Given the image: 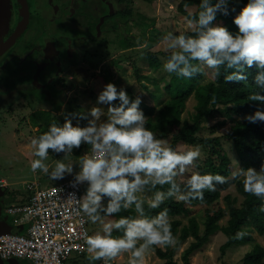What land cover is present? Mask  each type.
I'll return each instance as SVG.
<instances>
[{
	"label": "clouds",
	"instance_id": "9594fccd",
	"mask_svg": "<svg viewBox=\"0 0 264 264\" xmlns=\"http://www.w3.org/2000/svg\"><path fill=\"white\" fill-rule=\"evenodd\" d=\"M230 0H200L199 11L189 13L187 24L192 35L167 33L163 37L168 53L162 68L177 77L192 78L197 73L207 74L217 80L220 67L233 69L226 73V81L245 80L243 66H255V81L264 88V0H247L235 14L233 22L238 31L230 33L224 26L213 24L217 13L229 14ZM232 11H235L233 8ZM250 100L264 103V95L251 93ZM119 101L113 106V101ZM215 98H213V102ZM97 105L87 115L85 126H74L69 119L63 124L54 121L42 134L30 141L32 155L30 168L40 170L52 180L72 175L71 186L86 184L84 193L69 198L92 224L100 228L93 234H84V250L89 254V264L103 260L110 264L121 253H130L129 264H142L153 246H174L176 239L171 230L168 209L156 215L145 214L148 209H158L168 198L185 203L203 199L205 190H216L230 178L242 184L245 193L264 200V163L231 172L230 177L220 174L193 172L186 181H178L201 158L199 145L176 150L164 139L158 138L146 127L147 118L140 109L141 97L130 99L124 89L106 83L96 97ZM104 116L106 119L102 120ZM251 123L264 122V110L244 117ZM88 151L77 157L79 171L74 172L73 161L56 160L54 167L45 163L49 149L71 157L72 150L81 144ZM167 185L166 190H161ZM183 185V187H182ZM154 190V191H153ZM152 192L151 196L145 195ZM134 209L137 215L114 217L122 210ZM118 232L120 235H113ZM242 236L243 233H238Z\"/></svg>",
	"mask_w": 264,
	"mask_h": 264
},
{
	"label": "rangeland",
	"instance_id": "374dc122",
	"mask_svg": "<svg viewBox=\"0 0 264 264\" xmlns=\"http://www.w3.org/2000/svg\"><path fill=\"white\" fill-rule=\"evenodd\" d=\"M78 1L79 3L81 2V0ZM108 1H110L113 10H115L117 14L123 10V5L119 3V0ZM181 1L182 0H133L131 15L126 17V22H124V20L120 22L119 28L102 32L97 38L100 40H97L93 45L85 40H78L75 46L72 45L74 60L70 62L64 61L61 71L56 74V78L54 77V79L51 80V83L56 88L62 89L60 98L62 102L61 108L56 112H53L55 110L54 108L50 109L55 113L52 114L53 116L51 118L49 117L51 123H47L45 127L41 125L38 135L45 132L54 121L58 124H63L66 118L71 120L74 126H85L87 120L82 119L81 115H87L91 107L100 106L105 108V110L107 109V105H97L96 97L103 86L109 82L115 84L117 89L128 88L133 95L140 96L149 106H154L155 111L152 117L155 118L158 115L159 109L164 107L170 96L164 89L165 85L169 83L172 74L165 72L162 68L163 62L166 60L163 53H167L164 49L165 41L163 37L169 32L175 34L177 32L190 31L186 15L178 9V5ZM185 10L193 12L195 6H186ZM106 11H108V9ZM151 23H153V25L148 30H144L145 25ZM79 32V35H81L82 30H79ZM127 34L134 35L135 44H138V46H133L128 49L122 48V42L130 40ZM27 40L28 39H25V44L22 45L21 52H26ZM148 50L155 52L160 59L158 68L150 66L145 55V52ZM92 55H94L93 58H91ZM75 62L85 67L90 75L88 77H84L82 74L76 76L72 68ZM136 71L139 75L145 76L144 79H139L136 75ZM211 80L212 78L209 75L204 74L201 83L205 84ZM71 84L73 86L66 89V86ZM143 85L153 90L154 93L159 96L158 100L151 98V96H149V91L146 90ZM15 97L17 96H11L10 100L15 99ZM196 105V99L194 96H190L186 100L185 109L181 115L182 120H187L192 123V116L196 113ZM45 106L47 109L50 108L49 104H45ZM113 106L116 105L113 104ZM21 111L19 117L16 116V121L20 120L21 116L27 112V109L22 108ZM101 119L104 120L106 117L102 116ZM222 120H225V122L220 124ZM45 122H48V117H46ZM33 126L34 125L26 124L25 122L15 124L12 125V127L9 126L8 130L5 131V136H0V179H4L5 183H8V188L4 189V192L8 191V201H5L4 209H1L2 200L0 199V210L2 215L5 214V210L12 202L20 203L21 199L28 196L29 191L26 189L27 184L36 182L40 188H45L73 179L72 175L66 174L63 179L52 180L49 175L44 174L40 170H36L35 172L31 170L30 163L35 157L32 155L30 141L33 137L38 136L35 134V130H37L38 127L34 128ZM233 126L234 123L229 118L220 114H215L202 122V128L198 134L201 137H220L223 148L230 157L234 170H236L239 167V161L235 147L232 141L224 138V135H226ZM30 128L34 131H31ZM153 132L158 138L166 140L171 146L172 134L160 135L158 130ZM192 146L196 145L180 144L178 148L183 150L186 147ZM199 146L201 149L200 161H202L207 155V150L203 146ZM79 148H74L72 150L71 157H64V153H55L49 149V157L45 163L50 166L51 171L56 160L62 159L66 163L73 161L74 172H77L79 171V166L75 160L88 151V148L83 143ZM180 178L184 179V177H178L177 179ZM81 186V194H83L86 184H81ZM152 194V192L145 193L147 196H151ZM226 194H230L232 197L236 198L237 206H239L243 200L233 185L222 191V195L216 203L217 205H215V207L214 205L211 206L213 208L221 206L225 209V216L219 222L222 226L227 223L229 218L227 204L224 199ZM204 208L205 205L196 204L190 206L188 216L169 217L170 220H180L181 225L178 235L180 234L181 228L187 225L189 218L192 217L199 222L201 230L204 229ZM99 228V224H92L89 222L91 234L98 231ZM16 232H20V230ZM242 233L252 236L253 241L234 244L223 251L221 247L226 243L228 238L221 231L216 232L201 249L195 251L191 255L190 264H241L244 255L251 250L254 242L264 247V234L256 232L254 227H245ZM190 241H192L191 238L184 242L174 255V260L180 264L182 263L181 253L183 249L188 246ZM153 247L154 250H150L145 255L142 264H163L165 262V259H161L156 253L157 248L165 250V247ZM88 255L87 252H85L84 255L72 252L67 264H89L87 259ZM129 258L130 253L124 252L112 260L110 264H129ZM0 264L32 263L28 259L13 257L7 259V261H0ZM94 264H104V262L103 260H98L94 262Z\"/></svg>",
	"mask_w": 264,
	"mask_h": 264
},
{
	"label": "trees",
	"instance_id": "16d2710c",
	"mask_svg": "<svg viewBox=\"0 0 264 264\" xmlns=\"http://www.w3.org/2000/svg\"><path fill=\"white\" fill-rule=\"evenodd\" d=\"M213 2H215V0H213ZM199 3L200 0H182L178 5V9L188 18L189 13H197L199 11ZM246 3L247 0H230L228 5L229 14L223 15L218 12L212 23L220 24L230 33L235 34L238 28L233 22V17ZM132 6V0H129V2L126 3L127 9L123 13L124 16L129 17L131 15ZM186 6H195V10L193 12H188L185 10ZM233 8L235 11H232ZM111 18H114V15H111ZM111 21L113 27L117 28L116 22L113 20ZM152 25L153 23L146 24L144 30H148ZM112 29L113 28H111V30ZM180 33L192 35L191 31L177 32L175 34ZM127 37L130 40L122 42L123 49L138 46V44H135L134 35L127 34ZM145 55L151 67H159L160 59L155 52L148 50L145 52ZM163 55L167 58L168 53H163ZM231 71H233V69H225L222 65L217 80L212 79L205 84L201 83L203 75L200 73H197L190 79L177 77L175 74H172L169 83L164 87L167 94L170 95L169 100L166 101L164 107L159 109L158 115L155 118L152 117L155 111L154 106H149L141 99L142 103L139 107L147 118L148 122L146 127L152 131L158 130L160 135L172 134V148L179 151L178 145L185 144L201 145L207 150L206 157L202 161L199 159L195 165L190 167L189 171L184 174V179H177L178 181H186L193 172L200 174H220L225 177H230L231 172L234 171L232 161L221 143V138L218 136L201 137L198 134L202 128V122L215 114L223 115L234 123L231 130L224 135V138L233 142L238 156L239 167H253L258 170L260 165L264 163V122L258 121L256 123H251L244 118L246 115L253 114L257 110H264V103L248 98L251 93L264 95V88L259 87L255 81L257 73L262 70L257 69L255 64L251 67L245 65L243 66L242 73L246 77L245 80L226 81L224 76ZM136 75L139 79H144L145 77L139 75L137 71ZM143 87L149 91V96H151V98L158 100L159 96L154 93L153 90L147 88L146 85H143ZM122 89L126 91L130 99L136 97L128 88ZM190 96H194L197 101L196 113L192 116V123L187 120H182L181 118L185 109L186 100ZM213 98H215L214 102ZM112 103L117 105L119 101H113ZM224 122L225 120H222L220 124ZM85 146L88 147L86 144ZM231 185L235 187L237 193L243 200L240 205L237 206L236 198L232 197L230 194L224 196L229 218L227 223L222 226L219 222L225 216V209L221 206H217L216 208L211 206L214 205L215 207V205H217L216 203L221 197L222 191L228 189ZM166 188L167 185L161 190H166ZM196 204L205 205L204 229L201 230L199 222L192 217L189 218L188 224L181 228L180 234L178 235L181 225L180 220H170L171 230L176 239V243L174 246L165 247V250L161 248L156 249L158 257L165 259L163 264H180L174 260V255L177 249L190 238L192 241H190L188 246L183 249L181 253V264H190L191 255L195 251L201 249L209 241L210 237L218 231H221L228 238L226 243L221 247L223 251L234 244L253 241L252 236L249 234H243L242 236L237 235L238 233H242L245 227L248 228L252 226L256 232L264 234V200L249 193H245L242 184L230 178L224 184H217L215 191L209 192L205 190L202 200L192 199L190 202L185 203L175 198H168L158 209H148L147 205H145V214L154 216L161 209L167 208L168 217L188 216L190 206ZM120 215L135 216L137 214L134 209H129L114 214V217ZM113 235H120V233L114 231ZM253 244L251 250L244 255L241 264H264V247L258 243L255 244V242ZM84 253L81 255H84Z\"/></svg>",
	"mask_w": 264,
	"mask_h": 264
},
{
	"label": "flooded vegetation",
	"instance_id": "af4514ba",
	"mask_svg": "<svg viewBox=\"0 0 264 264\" xmlns=\"http://www.w3.org/2000/svg\"><path fill=\"white\" fill-rule=\"evenodd\" d=\"M5 1L7 14L5 23L0 26V136L6 135L9 126L23 122L38 127L35 130L38 135L41 125L50 124L53 112L61 108L62 89L56 88L51 80L61 71L64 61L74 60L72 45L75 46L78 40L93 45L100 40L97 38L102 32L119 28L121 21L126 22L123 13L129 0H119L123 5L119 14L108 0H81L80 3L78 0ZM24 15L26 24L18 31ZM111 20L116 22L117 28L113 27ZM79 30H82L81 35ZM25 39H28L26 52H21ZM72 68L76 76L90 75L76 62ZM70 86L73 85L66 86V89ZM11 96L17 97L10 100ZM45 104L50 108L47 109ZM22 108L27 112L16 121ZM51 108L55 110L52 112ZM46 117L48 122H45ZM7 188L8 184L0 179L1 209L8 201V191L4 192ZM6 210L4 215L0 210V223H9Z\"/></svg>",
	"mask_w": 264,
	"mask_h": 264
},
{
	"label": "built area",
	"instance_id": "2783aa9c",
	"mask_svg": "<svg viewBox=\"0 0 264 264\" xmlns=\"http://www.w3.org/2000/svg\"><path fill=\"white\" fill-rule=\"evenodd\" d=\"M89 149V146L87 147ZM40 188L29 183L28 200L11 204L6 213L14 226L24 230L0 234V259H28L32 264H67L72 252L82 254L84 234L90 235L89 221L78 213L70 193L81 196V185L73 188L71 181ZM104 262V261H103Z\"/></svg>",
	"mask_w": 264,
	"mask_h": 264
},
{
	"label": "water",
	"instance_id": "95a60500",
	"mask_svg": "<svg viewBox=\"0 0 264 264\" xmlns=\"http://www.w3.org/2000/svg\"><path fill=\"white\" fill-rule=\"evenodd\" d=\"M7 14V11H6V1L5 0H0V26L3 25L5 23V16ZM26 24V17L24 15V17L21 19L20 23H19V26H18V31L20 29H22ZM8 229V231H7ZM18 229L17 228H13L11 226H9L8 223H5L3 221V223H0V234L1 233H14L16 232ZM0 261H4L2 259H0Z\"/></svg>",
	"mask_w": 264,
	"mask_h": 264
},
{
	"label": "crops",
	"instance_id": "0c3cea01",
	"mask_svg": "<svg viewBox=\"0 0 264 264\" xmlns=\"http://www.w3.org/2000/svg\"><path fill=\"white\" fill-rule=\"evenodd\" d=\"M8 184V183H7ZM28 196H29V194H28ZM28 196H26V197H24L23 199H21V202L20 203H15V202H12L11 204H13V203H15V204H24V203H26V201L28 200ZM10 219H11V217H10ZM10 219H9V226H11V227H13L14 229L15 228H17L18 230H20V231H23L24 230V226L22 225V226H14L13 224H12V219H11V221H10Z\"/></svg>",
	"mask_w": 264,
	"mask_h": 264
}]
</instances>
